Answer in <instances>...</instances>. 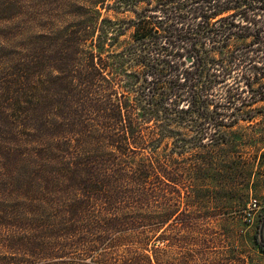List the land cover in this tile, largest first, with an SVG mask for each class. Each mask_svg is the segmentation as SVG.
Listing matches in <instances>:
<instances>
[{
  "label": "trees",
  "instance_id": "16d2710c",
  "mask_svg": "<svg viewBox=\"0 0 264 264\" xmlns=\"http://www.w3.org/2000/svg\"><path fill=\"white\" fill-rule=\"evenodd\" d=\"M144 2L150 7L136 14L133 0H103L101 9L139 18L101 19L89 50L78 48L87 30L69 33L48 64L38 58L44 81L22 69L18 96L5 93L15 116L18 110L20 264H163L160 244L179 206L181 171L188 179L206 171L221 130L264 101V86L252 89L250 74L258 69L239 70L264 56V0ZM144 22L150 30L140 27ZM131 27L133 44L106 53L104 46ZM234 39L249 43L224 54ZM12 69L11 83L0 90L15 86ZM236 69L241 76L223 95L228 106L210 111L215 87L225 88ZM244 87L248 100L241 98ZM9 136L0 140L6 144ZM190 187L188 195L196 196ZM258 229L252 241L264 254Z\"/></svg>",
  "mask_w": 264,
  "mask_h": 264
},
{
  "label": "rangeland",
  "instance_id": "374dc122",
  "mask_svg": "<svg viewBox=\"0 0 264 264\" xmlns=\"http://www.w3.org/2000/svg\"><path fill=\"white\" fill-rule=\"evenodd\" d=\"M133 1L136 14L143 13L150 7L144 0ZM158 1L160 0H153L151 5ZM102 2L103 0H0V85L9 86L12 81L10 73L14 70L12 68L16 71L15 86H11L13 90H0V139L10 133L8 143L5 144V139L0 140V209L4 208L0 210L3 217L0 220V264H20L18 261L21 260L16 225L18 151L21 149L18 143V110L15 116L14 107L6 105L9 95L5 93L17 91L18 96L17 74L22 69L23 75H33L34 82L44 81V76L40 77V73L36 71L38 58H44L40 61L48 64L46 59L52 58L55 50L63 46L69 33L87 30L88 34L80 32L83 44L78 48L87 47L86 50H89V36L93 37L92 41H96L101 19L131 22L136 17L130 12L103 10ZM111 3L113 0H105L106 6ZM93 8H97L98 12L90 11ZM95 16L97 18L94 19ZM140 27L151 29L147 22ZM135 31L131 27L117 41L106 44V53L119 52L131 46ZM248 43L249 40L234 39L228 43L223 53L228 55ZM93 52L95 53L94 50ZM211 57L223 62L226 59L218 53L211 54ZM75 59L81 60L80 52L76 53ZM244 65L239 70H250L252 67L258 69L250 74L251 80L253 75L256 77L252 89L264 86V56H258L251 64ZM223 66L229 68L228 63ZM215 69L218 70L217 67ZM53 75L57 74L54 72ZM237 76H241L238 69L232 72V78L226 81L225 88L215 87L212 94L215 109L209 107L210 111L213 109L214 112H219L221 104L228 106L223 96L224 91L233 88V77ZM242 89L244 91L241 98L248 100L251 96L248 89ZM222 111L226 115L232 113L231 109ZM237 115L246 120L239 121L232 128L221 130L224 135L222 144L210 149L211 158L207 170L193 171L191 179L186 178L187 175L181 171L182 179L177 182L179 206L175 215L166 220L160 244L163 264H264V254L252 241L264 219V101L245 107ZM251 116L254 118L250 119ZM209 135H213V130L210 129ZM187 136L190 134L187 133ZM197 152L202 156V150ZM198 161L195 160L196 163ZM189 184L198 192L196 196L195 193L188 195ZM248 204L250 211L247 209ZM186 225L191 226L190 232L186 231Z\"/></svg>",
  "mask_w": 264,
  "mask_h": 264
},
{
  "label": "water",
  "instance_id": "95a60500",
  "mask_svg": "<svg viewBox=\"0 0 264 264\" xmlns=\"http://www.w3.org/2000/svg\"><path fill=\"white\" fill-rule=\"evenodd\" d=\"M258 241L262 243L264 247V221L260 223V226L258 229Z\"/></svg>",
  "mask_w": 264,
  "mask_h": 264
},
{
  "label": "built area",
  "instance_id": "2783aa9c",
  "mask_svg": "<svg viewBox=\"0 0 264 264\" xmlns=\"http://www.w3.org/2000/svg\"><path fill=\"white\" fill-rule=\"evenodd\" d=\"M247 209H248L249 211L251 210L250 204L247 205Z\"/></svg>",
  "mask_w": 264,
  "mask_h": 264
}]
</instances>
